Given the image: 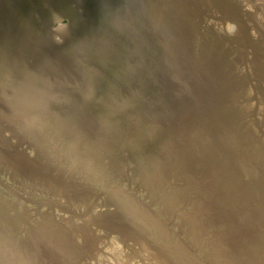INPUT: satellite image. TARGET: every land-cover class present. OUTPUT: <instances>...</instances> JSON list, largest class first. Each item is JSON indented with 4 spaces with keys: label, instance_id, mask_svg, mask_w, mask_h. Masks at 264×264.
Instances as JSON below:
<instances>
[{
    "label": "rangeland",
    "instance_id": "1",
    "mask_svg": "<svg viewBox=\"0 0 264 264\" xmlns=\"http://www.w3.org/2000/svg\"><path fill=\"white\" fill-rule=\"evenodd\" d=\"M0 46L19 49L0 59L1 264H234L261 249L264 0H0ZM167 56L172 127L148 129L164 103L148 71Z\"/></svg>",
    "mask_w": 264,
    "mask_h": 264
},
{
    "label": "bare ground",
    "instance_id": "2",
    "mask_svg": "<svg viewBox=\"0 0 264 264\" xmlns=\"http://www.w3.org/2000/svg\"><path fill=\"white\" fill-rule=\"evenodd\" d=\"M0 47L3 48V49L0 48V50H2L1 53H3L6 56V58H10L11 57V55H10L11 54V51L13 52V51H18L19 50L18 49V46H5V47L0 46ZM19 48H20V46H19ZM72 49H73V46H66V47L63 46V47H60L59 49H57V52L55 53V55L56 54L57 55L59 54L60 56L63 55L62 57H60V59H62V58L64 59L65 58V62H66L67 60H70L71 59V55L72 54H70L71 53L70 51H72ZM175 50H174V52H175ZM170 53L172 54V52H170ZM74 64H75V62H74ZM5 66H9V62H5ZM57 79L56 78H50L51 81H56ZM58 80L61 82L60 78ZM62 81H65V80H62ZM49 84H50V82H49ZM51 90L52 89H50V91ZM47 94L48 93H46V91H44V93L43 92H39V95H37L35 98H37L39 100H41V99L44 100L45 97H48ZM134 102H137V101L134 100ZM124 104L127 105V103H124ZM122 108H123V105L120 106L117 109V111L118 112H121ZM135 108H136V111H139L137 105L135 106ZM122 112H123V110H122ZM172 112H173V110H168V111L166 110V112L161 111V112H157V113L151 115L150 117H148V120H147V121H149L148 122V129H160V128L161 129H167L169 127H172L171 126L172 123L169 124V121H170L169 115ZM6 116H3V117L5 118ZM15 116H21V115L19 113H16V114L12 115V113L10 112L9 115H8V118H6V120L7 119L12 120V119L15 118ZM115 120H117V118L114 119V121ZM79 128L83 129L82 132H80V135L83 134L84 137L86 136L89 139V135H90L89 132L92 134L93 130L85 129L84 126H79ZM95 135L96 134L94 133V138H92L90 136L93 139V146H97L98 143L105 142V139H104L105 137L103 135H101L100 138H98L97 140H95L97 138V136H95ZM88 142H90V141H88ZM85 148H87V145L86 144H85ZM116 206H118V205H116ZM117 208H120L119 210H121V207H117ZM50 230H52L54 234H57V235L61 234V238H62L63 242H67L68 243V241H71V239H69V238L62 237L61 229H59V228L58 229H53L52 227H50ZM84 237H86L88 239L90 238L88 236H84ZM45 240H46V238H44V239H41L40 238L38 240V242L40 243V245L42 247L45 248V250L47 252L52 253L53 256L56 257V255H54L55 252H54L53 248L51 246H48L45 243ZM56 240L58 241V238ZM59 241H60V237H59ZM91 241H92V238L89 240V242L91 243ZM232 259L233 260H236L238 263H241L242 262L241 264H264V245H262L261 246V249L254 256H252V257H249L247 255H243L242 256V259H239V258H236V257H234ZM236 261H235L234 264H237ZM3 263H5V264H36V262L32 258V256L27 255V254L26 255H21V256L20 255H15V256H13L11 258H8L7 260L4 259L3 260ZM41 264H46V261L42 262Z\"/></svg>",
    "mask_w": 264,
    "mask_h": 264
},
{
    "label": "water",
    "instance_id": "3",
    "mask_svg": "<svg viewBox=\"0 0 264 264\" xmlns=\"http://www.w3.org/2000/svg\"><path fill=\"white\" fill-rule=\"evenodd\" d=\"M3 47H5V46H3ZM125 47L126 46H117L116 49H118L121 52V50L122 49L124 50ZM1 49H3V48H1ZM0 51H2V50H0ZM148 57H149V55L147 57H145L143 55V53H141V54H139V56L136 59V61L138 60V63L140 64V63H142L144 61V59H142V58H148ZM73 58L74 57H71V59H73ZM0 59L4 60V62L7 61V60H10L9 58H6V56L3 53H1ZM120 59H121V61L123 63L126 62V60L124 58L120 57ZM168 60H169L168 56H167L166 59H162V58L157 59L156 58L154 64H152L153 67L150 69V71H148L151 74V77H153L152 79L153 80L156 79V83L159 84V87H158V90H157L158 93L156 94L158 96L157 98L164 101V103H160L159 104V106L157 108V110H158L157 112H161V111L166 112V110L167 111L171 110L173 108V106H175L174 103L176 102L174 97H173L174 94L171 91L170 87L168 86L169 82H165V80L168 81V78H162L161 75L158 74V70L161 69V68H164L168 64ZM170 65H171V62H170ZM162 66H164V67H162ZM155 71H156V73H154Z\"/></svg>",
    "mask_w": 264,
    "mask_h": 264
}]
</instances>
